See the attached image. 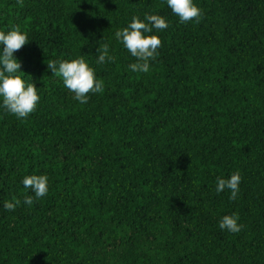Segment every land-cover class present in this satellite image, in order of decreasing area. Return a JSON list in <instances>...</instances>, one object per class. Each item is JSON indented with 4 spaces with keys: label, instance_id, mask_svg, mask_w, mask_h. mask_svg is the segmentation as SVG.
<instances>
[{
    "label": "trees",
    "instance_id": "16d2710c",
    "mask_svg": "<svg viewBox=\"0 0 264 264\" xmlns=\"http://www.w3.org/2000/svg\"><path fill=\"white\" fill-rule=\"evenodd\" d=\"M193 2L198 23L167 0H0L40 96L27 118L0 97V264H264V0ZM145 14L169 27L142 73L115 32ZM105 43L115 60L98 64ZM78 57L103 82L86 104L47 67ZM236 171L232 200L217 179ZM233 213L239 233L219 227Z\"/></svg>",
    "mask_w": 264,
    "mask_h": 264
},
{
    "label": "clouds",
    "instance_id": "9594fccd",
    "mask_svg": "<svg viewBox=\"0 0 264 264\" xmlns=\"http://www.w3.org/2000/svg\"><path fill=\"white\" fill-rule=\"evenodd\" d=\"M19 2L22 3V0ZM167 5L179 17L181 23L193 20L198 23L202 17V9L193 0H167ZM168 27L169 23L163 16L145 14L144 20L134 16L127 27L115 32V37L136 58V62L130 65L132 71L142 73L149 71V62L156 59L159 55L157 49L162 45L160 36L154 34L153 29L160 32ZM28 42V34L21 31L19 26L13 27L7 33L0 31V45H3L2 53H0V97H2V106L17 118H27L36 110L40 101L36 84L26 82L22 78L19 74L23 72L21 71V62L14 57V52L20 50ZM97 53H99L98 64L115 60L114 56L109 55L107 43L99 46ZM47 67L51 70L52 75L62 78L64 86L74 93L73 98L81 104L88 102L90 93L103 91V82L97 80L95 70L83 57L71 61H48ZM241 179L239 171L232 173L229 178H218L217 193L227 189L231 193L229 198L235 200L240 191ZM23 185L26 189H31L35 194V199L46 196L49 190L47 175L25 176ZM33 202V196H25L24 203L31 206ZM19 204V200L6 201L4 208L14 210ZM238 220V214L225 215L219 221V227L222 230L239 233L244 226L238 223Z\"/></svg>",
    "mask_w": 264,
    "mask_h": 264
}]
</instances>
